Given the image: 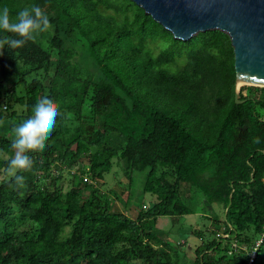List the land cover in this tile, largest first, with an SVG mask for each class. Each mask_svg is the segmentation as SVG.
<instances>
[{"label": "trees", "instance_id": "16d2710c", "mask_svg": "<svg viewBox=\"0 0 264 264\" xmlns=\"http://www.w3.org/2000/svg\"><path fill=\"white\" fill-rule=\"evenodd\" d=\"M33 4L50 31L0 55V264H264V86L236 102L230 36L175 38L132 0H0ZM46 95L62 117L18 188L12 129ZM137 171L153 198L129 214Z\"/></svg>", "mask_w": 264, "mask_h": 264}, {"label": "water", "instance_id": "95a60500", "mask_svg": "<svg viewBox=\"0 0 264 264\" xmlns=\"http://www.w3.org/2000/svg\"><path fill=\"white\" fill-rule=\"evenodd\" d=\"M175 38L221 30L235 54V100L245 84L264 86V0H132ZM240 82L242 84H240Z\"/></svg>", "mask_w": 264, "mask_h": 264}, {"label": "clouds", "instance_id": "9594fccd", "mask_svg": "<svg viewBox=\"0 0 264 264\" xmlns=\"http://www.w3.org/2000/svg\"><path fill=\"white\" fill-rule=\"evenodd\" d=\"M51 27L48 14L39 5L23 7L14 17L7 6L0 8V31L6 33L0 37V55H3L5 45L13 50L22 48L28 42H36ZM58 116L62 117L58 102L46 95L37 101L32 115L12 129L14 138L11 148L15 154L7 161L2 172L18 188L25 186L22 173L30 172L34 165L28 153L44 150ZM256 142H259L258 138Z\"/></svg>", "mask_w": 264, "mask_h": 264}, {"label": "rangeland", "instance_id": "374dc122", "mask_svg": "<svg viewBox=\"0 0 264 264\" xmlns=\"http://www.w3.org/2000/svg\"><path fill=\"white\" fill-rule=\"evenodd\" d=\"M243 85H251V84H243ZM242 85V86H243ZM81 163H78L74 168L73 171H77L79 172V168L81 167ZM117 170V171H116ZM116 171V172H114ZM114 171L106 174V183L109 187H113L116 186L118 189H122V188H126L127 183V179L125 176H123L122 174L118 173V167L116 166L114 168ZM2 177V175L0 174V178ZM134 183L132 185V201H130L129 206L131 209H129L128 213L129 214H134L135 210L133 208H137V206H141L142 203H149V201L153 198L151 193H144L143 192V187L146 181V176L145 173H141V172H135L134 173ZM105 185V186H107ZM129 187V186H128ZM125 190V189H124ZM125 194H126V190H125ZM114 208L115 209H120V205L118 202L114 203ZM220 209V210H219ZM219 211V214L222 215L223 211L221 206L218 207L217 209ZM202 218V217H200ZM200 218H197V215H190L188 216L186 219H188L187 221H184L185 225L183 227L184 230L188 231V232H192L193 228H197L200 227L201 222H200ZM203 219V218H202ZM207 219H203V221H206ZM157 226L158 228H164L165 229H169L170 227L172 228V219L169 216H162L159 217L158 222H157ZM185 236V235H183ZM182 242L187 241L188 245L185 246L184 248L187 249L188 255L191 258H194L195 256V252H194V245L198 243V239L193 236L192 234L190 236L187 237V239H185L184 237L180 239Z\"/></svg>", "mask_w": 264, "mask_h": 264}, {"label": "built area", "instance_id": "2783aa9c", "mask_svg": "<svg viewBox=\"0 0 264 264\" xmlns=\"http://www.w3.org/2000/svg\"><path fill=\"white\" fill-rule=\"evenodd\" d=\"M56 173H57V171H56ZM84 176H85V177H84V180L90 182L88 176H87V175H84Z\"/></svg>", "mask_w": 264, "mask_h": 264}, {"label": "bare ground", "instance_id": "6f19581e", "mask_svg": "<svg viewBox=\"0 0 264 264\" xmlns=\"http://www.w3.org/2000/svg\"><path fill=\"white\" fill-rule=\"evenodd\" d=\"M240 84H242V83L240 82Z\"/></svg>", "mask_w": 264, "mask_h": 264}]
</instances>
